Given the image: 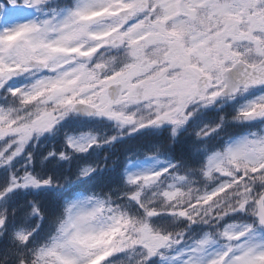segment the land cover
I'll return each instance as SVG.
<instances>
[{
	"label": "snow or ice",
	"instance_id": "6c2138e0",
	"mask_svg": "<svg viewBox=\"0 0 264 264\" xmlns=\"http://www.w3.org/2000/svg\"><path fill=\"white\" fill-rule=\"evenodd\" d=\"M0 264H264V0H0Z\"/></svg>",
	"mask_w": 264,
	"mask_h": 264
},
{
	"label": "trees",
	"instance_id": "16d2710c",
	"mask_svg": "<svg viewBox=\"0 0 264 264\" xmlns=\"http://www.w3.org/2000/svg\"><path fill=\"white\" fill-rule=\"evenodd\" d=\"M48 146H50V145H43V146H41V147L38 149V151H39V152H43V151H45V148L48 147Z\"/></svg>",
	"mask_w": 264,
	"mask_h": 264
}]
</instances>
